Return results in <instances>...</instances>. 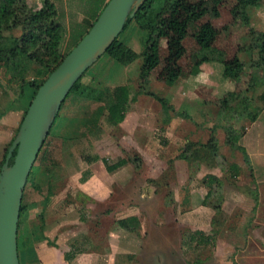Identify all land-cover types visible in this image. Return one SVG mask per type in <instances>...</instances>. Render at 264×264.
Wrapping results in <instances>:
<instances>
[{"label":"rangeland","instance_id":"rangeland-1","mask_svg":"<svg viewBox=\"0 0 264 264\" xmlns=\"http://www.w3.org/2000/svg\"><path fill=\"white\" fill-rule=\"evenodd\" d=\"M51 1L65 38L71 23L68 22L80 17L83 12L89 15L94 5L92 0L89 7H86V0ZM170 2L159 19L163 33L157 40L156 64L143 84L136 79L139 59L134 62L133 72L105 56L92 64L80 79L84 84L93 80L101 87L112 86L113 83L124 84L132 94H136L128 104V117L123 126L110 128L101 125L96 133L83 136L80 133L84 121L83 109H92L93 106H90V102H83L82 108L78 109L79 101H71V94L61 103L41 155L43 164L54 161L64 168L67 174L65 187L69 189L61 194L63 199L56 201L50 219L59 216H65L68 220L77 218V202L83 205L84 199L76 196L77 191L73 188L77 181L85 179L77 178V171L80 172L86 164L85 157L97 155L108 162L124 159L131 166L137 184L145 180L149 186L156 187L155 193L161 199V193L167 192L165 185L172 181V161L179 156L185 144H193L196 150L201 145H209L214 156L202 153L199 159L177 163L180 182L176 185L181 187L182 198L186 193L182 188L187 186L184 177L189 178L191 171L194 186L198 181L200 184V179L209 173L218 178L214 190L204 198L209 211L208 223L204 217L201 218L204 222L201 225L207 227L205 230L211 226L207 230L211 235L210 242L197 246L186 240L188 236L177 228L176 239L170 238L177 253L172 259L165 255L163 258L170 259L172 264H200V259H204V264H209L214 259L209 260L213 248L223 245L217 243L218 234L227 236L226 230L230 226H237L244 235V247L226 255H223L226 247L220 248L225 250H219V258L225 257L231 264H264V253L259 251L264 249V101L260 99L264 94V53L258 50L253 40L264 35V1L251 3L245 16L233 11L235 0ZM16 4L19 8L38 6L33 0H18ZM20 33V29H15L4 32V35L18 36ZM130 36V33L123 32L119 39L139 53L142 50L140 41ZM66 40L62 51L66 49ZM201 42L221 51L222 62L204 63L198 68V73L192 75L190 57ZM233 57L239 59L241 66L236 70L235 78L226 79L225 71ZM250 86H253L252 90H249ZM27 99L28 89L23 87L18 90L15 83H8L5 70L1 69L0 159L7 141L15 135V129L11 128V138L7 136L10 121H14L16 112L20 107L23 109ZM250 115H253L254 121H251ZM138 147H143L144 151H139ZM238 147L244 148L247 164L243 162ZM154 150L159 155L157 162L149 156L150 151ZM41 155L36 157L34 166L41 164ZM232 163L240 167L238 179L230 178L226 171L227 165ZM154 172H160L155 182L147 179V176L153 177ZM29 184L23 188L24 204L32 202L33 198L38 199L37 195L33 196ZM257 186L261 192L260 203L258 211L251 212L253 202L250 192ZM171 228L168 231L164 228L162 236L173 235ZM169 232L172 234H167ZM226 240L224 238L220 242ZM182 247L186 249L183 251ZM251 251L260 257H251Z\"/></svg>","mask_w":264,"mask_h":264},{"label":"crops","instance_id":"crops-1","mask_svg":"<svg viewBox=\"0 0 264 264\" xmlns=\"http://www.w3.org/2000/svg\"><path fill=\"white\" fill-rule=\"evenodd\" d=\"M33 1L38 3V6L34 7V9H37L39 0ZM78 17L69 21L68 24L70 22L80 23L84 20L83 14ZM125 32L132 35L130 38L135 36L134 38L138 42L144 35L143 32L134 29L132 26H129ZM130 49L132 50V48ZM134 52L138 53L137 51ZM134 62L125 66L126 69L130 68L133 71ZM113 85L122 84L113 83ZM23 109L20 107L16 112L14 121H10L11 124L7 128L9 130L6 131L7 136H10L11 128L16 130ZM127 117L126 112L123 121L119 125L123 126ZM8 138L10 139L11 136ZM9 141H7V144ZM205 146L211 149L209 145ZM138 150L142 151L143 147H138ZM150 153V158H154L155 162L159 161V155L155 154V150L154 152L150 151ZM181 161L186 162L179 159L178 156L172 161L174 167V173L173 171L171 173L173 175L171 177L172 181L168 184L165 183L168 185H165L167 192L165 194L161 193V199L160 195L155 193L154 189L156 187L149 186L145 180L137 184L135 174L127 163L108 174L100 161L85 162L84 168H81V174L77 171V178L85 179L77 181L75 188H73L77 191L76 196L78 195L80 199H84V203L81 205L77 202V210L75 211L77 218L69 220L65 216L50 219V216H52L51 209L55 207L56 201L61 199V194H65L69 189L65 187L67 174L66 171L64 172V168L58 166L51 175L43 172L40 168L37 172L33 170L29 176L32 185L40 187L42 195L46 186L49 191L48 201L42 211L41 234L45 239L38 234V222L36 220L37 213L41 208L42 197L33 191L31 185V190L34 192L33 196L37 195L38 199L33 198L31 199L32 202L20 206L18 222H25L27 233H23L22 239L18 240L16 246L18 260L21 264H163L164 262L172 264L170 259L177 252L174 249L175 247L172 246L174 241L170 238L176 239L178 232L175 231L178 229L183 230L188 236L186 240L188 239L191 242H194V232H200L204 237L211 236L209 231L207 232L211 226L205 230L207 227L201 225V223H204L201 218L204 217L208 223L209 211L207 205L204 204V198L207 197L209 191L214 190V187L209 189L204 184L203 178L206 175L201 179L198 178L201 182L199 184L198 181L194 186L192 183L193 176L190 177L192 175L191 171L189 178L184 177L187 186L182 188L186 193L181 198V187L176 185L180 182L178 168L176 167L177 163ZM146 173L148 172L146 171ZM82 174L86 176L84 177ZM159 174L160 172H154L153 177L147 176V179H153L154 181ZM207 175L214 176L215 174L209 173ZM60 177L62 178L59 179ZM214 177L218 180L216 176ZM212 186H215V184ZM253 190L256 193V201L252 200L251 212H256L258 211L261 192L258 186L257 188L254 187ZM68 206L72 205L69 204ZM158 207L160 208L158 209ZM254 207L256 208L254 209ZM172 226L173 228H171ZM168 228L174 230L173 235L170 231L167 233L171 235L170 237L167 234L163 237L162 230L168 231ZM221 234L217 236V243L223 245L221 247L216 245L213 248L209 260L214 259L209 264H231L225 257L219 258V255H221L218 254L219 250H225L220 248L226 247V251L223 252V255H226L232 253L234 249L240 250L244 247L245 238L237 226H230L226 230L227 236H221ZM224 238L227 240L220 242ZM46 240L53 242L54 246H47ZM182 249L184 251L186 248L182 247ZM259 251L264 253V249ZM164 255L170 256L169 261L165 259L166 257L163 258ZM252 256L255 259L260 257L251 251ZM198 262L204 264L205 261L200 259Z\"/></svg>","mask_w":264,"mask_h":264},{"label":"trees","instance_id":"trees-1","mask_svg":"<svg viewBox=\"0 0 264 264\" xmlns=\"http://www.w3.org/2000/svg\"><path fill=\"white\" fill-rule=\"evenodd\" d=\"M16 1L18 0H0V70H5L7 82L15 83L18 90H22L23 87L28 89V99L25 103L15 133L37 88L87 32L108 0H92L94 1V3L91 2L94 4L92 6V12L89 15L83 12L84 20L80 23L71 22L69 24V32L66 37L67 46L64 51L61 50L65 41L64 29L56 20L57 13L53 2L51 0H39V7L34 9L30 6L19 8ZM86 1V7H89L90 0ZM235 1L236 4L233 6V11L245 16V12L249 5L261 0ZM169 4H171L170 0H145L133 17L125 21L120 34L125 32L129 26H132L134 29L143 32L144 34L143 38L140 40L142 50L139 53H135L127 47L119 39V34L105 50L102 56H105L108 60H111L122 67L139 59L140 63L138 65L136 79L143 84L147 79L149 71L156 64L155 55L157 50V40L163 33L159 27V23L162 21L160 22L159 19L161 20L163 17L162 15L165 14L166 8ZM15 29H20L21 33L18 36L10 34L7 36L4 35V32H10ZM253 40L256 42L255 46L258 50L261 53H264V35L257 36ZM222 57L223 53L221 51L212 49L208 47L205 42H201L199 48L190 57L192 60L190 73L196 75L198 73V68L204 63H221ZM228 65L224 76L226 79H233L235 78L236 70L241 66L240 61L238 58L233 57ZM81 77L73 84L66 95L67 97L71 94L70 99L73 102H75L74 99L79 101L77 102V104H80L78 109L82 108L81 104H83V102H90V106H93L92 109H90V107H85L83 109L84 121L81 126V135L88 136L96 133L100 125H105L110 128L119 125L125 117L128 104L135 99L136 94H132L130 88L124 84L101 87L98 82L93 80H89L87 84H84L80 82ZM252 87L253 86H250L249 90H252ZM260 99L264 101V94L260 96ZM249 117L251 121H254L255 118L253 115H250ZM50 129L48 134L50 133ZM12 139L2 151L0 165L3 162L6 150ZM67 140H69V138ZM44 144L45 139L37 154V158L42 154V147ZM237 150L241 153L243 162L247 164L248 158L244 148L238 147ZM202 153L205 156L209 154L214 156V153L205 145L199 146L196 150L193 148V144L187 143L178 157L179 159L190 162L191 160L194 161L201 158ZM13 156L14 153H12L9 164L12 162ZM39 160L41 164L36 166L32 165L24 187L29 182V185H32V180L29 176L33 170L34 172H37L40 168L43 172L51 175L58 167L54 161H49L46 164H43L42 155ZM84 161L86 163L100 161L108 174L126 164L124 159H118L115 162H108L106 159L98 158L97 156L85 157ZM226 171L230 178L237 179L240 173V168L232 163L227 165ZM203 181L209 189H212V185H217L219 180L212 175H206ZM32 189L42 197L40 203L41 208L37 213L36 220L38 222V234L41 238L45 239L41 234V226L42 211L49 197L48 187L46 186L43 195L41 194L42 191L40 187L32 185ZM250 194L252 200L256 201L255 190H252ZM22 201L23 192L20 206L25 205ZM23 233H27L25 231V222L20 221L17 224L16 246L18 240L22 239L21 236ZM209 240V236L204 237L200 232H194L193 234V241L197 246L208 244ZM46 245L54 246V243L46 240ZM18 263L21 264L19 260Z\"/></svg>","mask_w":264,"mask_h":264},{"label":"water","instance_id":"water-1","mask_svg":"<svg viewBox=\"0 0 264 264\" xmlns=\"http://www.w3.org/2000/svg\"><path fill=\"white\" fill-rule=\"evenodd\" d=\"M145 0H108L78 43L31 98L0 165V264H19L17 223L23 188L41 145L73 84L94 64ZM14 153L12 162L9 160Z\"/></svg>","mask_w":264,"mask_h":264}]
</instances>
